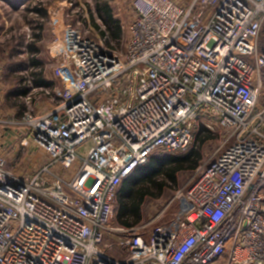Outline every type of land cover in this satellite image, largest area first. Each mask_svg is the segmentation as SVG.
I'll return each instance as SVG.
<instances>
[{
    "label": "built area",
    "instance_id": "2783aa9c",
    "mask_svg": "<svg viewBox=\"0 0 264 264\" xmlns=\"http://www.w3.org/2000/svg\"><path fill=\"white\" fill-rule=\"evenodd\" d=\"M189 3L132 0L125 60L59 32L61 104L11 120L47 161L25 175L0 150V264H264V0ZM200 125L224 143L172 218L112 227L124 180Z\"/></svg>",
    "mask_w": 264,
    "mask_h": 264
},
{
    "label": "rangeland",
    "instance_id": "374dc122",
    "mask_svg": "<svg viewBox=\"0 0 264 264\" xmlns=\"http://www.w3.org/2000/svg\"><path fill=\"white\" fill-rule=\"evenodd\" d=\"M176 1L183 6L190 5L189 0ZM20 2L23 3L19 5V10H16L15 5L9 7L0 1V25L3 27V30H0L2 76L0 90L8 99L2 109L7 110V115L10 112L9 106L10 110L14 109L8 120L14 118L20 120L26 112H34L37 115L49 113L61 104L62 100L57 91L62 89V82L58 77V62L54 57L53 46L57 35L64 29L81 31L85 38L101 44L103 48L122 60L126 59L130 24L135 17L132 0H21ZM106 9L121 26L123 34L120 41L111 37L115 24H106L102 21L109 15ZM261 38V41H264V28ZM39 79L44 80L47 85L37 86ZM199 127L208 129L205 125ZM199 127L196 128L191 145V147L195 145L194 148L197 151L199 149L202 155L199 167L193 171L180 172L176 183L171 182L165 175L158 176L152 183L136 181L132 186L133 189L144 188L150 194L144 198L141 205L143 217L140 223L134 224V220L131 219L128 221L131 225H122L118 216V201H116L117 210L112 227L135 228L142 233L144 231L148 237L155 226L172 218L179 207L177 200L172 202L177 193L189 184L198 169L224 143L225 133L210 129L208 130L212 132V138H207L208 136L202 133L200 141L207 139L203 143L200 141L195 143ZM22 132L20 127L0 128V150L8 159L9 169L31 175L40 164L47 161V156L38 149L20 147L19 137ZM88 149L89 144L82 154L85 155ZM165 154L173 153L156 152L157 156ZM162 185L164 190H158Z\"/></svg>",
    "mask_w": 264,
    "mask_h": 264
},
{
    "label": "trees",
    "instance_id": "16d2710c",
    "mask_svg": "<svg viewBox=\"0 0 264 264\" xmlns=\"http://www.w3.org/2000/svg\"><path fill=\"white\" fill-rule=\"evenodd\" d=\"M108 13V17L104 18L102 21L106 24H115V28L111 33V37L116 41H120L123 34L121 26L119 22L114 19L111 12ZM36 84L37 86L41 87L47 85V83L41 79H39ZM24 91L23 93L26 94V92ZM197 132L198 133L196 134L195 143L197 141H200V135L202 133H205L208 136L207 138H212V132L204 127H199V130ZM205 140L200 142L203 143ZM194 146H192L187 152L185 151V153L181 155L165 154L157 156L155 153L150 156L149 160L147 161L148 163L137 168L128 178L124 180L119 189V194L117 195V206L119 207L118 216L122 225H131V223L128 222L131 219L134 220V224L140 223V220L143 217L141 214V205L144 201V198L150 195L148 190L144 188L133 189V184L136 181L152 183L160 175H165L171 180V182L176 183L180 172L186 170H196L199 167L200 162L202 161V155L199 149L197 151ZM158 190H164L163 185L159 186Z\"/></svg>",
    "mask_w": 264,
    "mask_h": 264
},
{
    "label": "crops",
    "instance_id": "0c3cea01",
    "mask_svg": "<svg viewBox=\"0 0 264 264\" xmlns=\"http://www.w3.org/2000/svg\"><path fill=\"white\" fill-rule=\"evenodd\" d=\"M0 1L4 2L9 7H12L15 5L16 10H19V5L23 3V2H20L21 0H0ZM189 2H190V0H189ZM0 30H3V27L1 25H0ZM1 80H2V76H1V72H0V85L2 86ZM6 102H8V99L6 96H4V92L2 93V91H1L0 92V117L6 118V119L0 118V128H15L14 126H12V121L10 122V120H8L10 118L9 115L11 114V116H12L14 109L12 108L10 110V106H9L8 111H10V112L8 113V115L6 114L7 110L2 109V107L5 106Z\"/></svg>",
    "mask_w": 264,
    "mask_h": 264
}]
</instances>
